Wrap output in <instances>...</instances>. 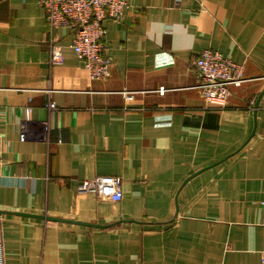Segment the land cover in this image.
Wrapping results in <instances>:
<instances>
[{
  "label": "crops",
  "instance_id": "obj_1",
  "mask_svg": "<svg viewBox=\"0 0 264 264\" xmlns=\"http://www.w3.org/2000/svg\"><path fill=\"white\" fill-rule=\"evenodd\" d=\"M126 2L89 80L69 29L0 0L4 264H264V0ZM205 49L244 67L226 104L196 87ZM100 175L120 202L77 192Z\"/></svg>",
  "mask_w": 264,
  "mask_h": 264
},
{
  "label": "built area",
  "instance_id": "obj_2",
  "mask_svg": "<svg viewBox=\"0 0 264 264\" xmlns=\"http://www.w3.org/2000/svg\"><path fill=\"white\" fill-rule=\"evenodd\" d=\"M36 3L41 7L44 23L50 30L69 29L71 48L78 60L83 62L88 79L104 80L109 75L112 59L106 51V31L102 23L105 19L120 22L128 7L126 0H36ZM49 55L50 61H56L61 57V48L51 43ZM193 66L199 80L196 87L208 102L226 104L230 95L229 86H239L245 81L243 65L234 63L218 50H202L194 59ZM157 91L162 94L165 88L159 87ZM122 94L125 100L133 98V92L124 90ZM46 106L50 110L55 109L52 101ZM19 139L23 141L25 133L21 132ZM121 182L119 175L95 176L79 181L77 192L118 203L122 199ZM0 264H4L1 221Z\"/></svg>",
  "mask_w": 264,
  "mask_h": 264
},
{
  "label": "water",
  "instance_id": "obj_3",
  "mask_svg": "<svg viewBox=\"0 0 264 264\" xmlns=\"http://www.w3.org/2000/svg\"><path fill=\"white\" fill-rule=\"evenodd\" d=\"M261 95H262V94H261ZM261 95H259V97L257 98V100H256V105L258 104V101H259ZM21 214H23V215H27L26 213H21ZM35 216H36V215H35ZM41 217H43V216L41 215ZM46 219H50V220L52 219V220L70 221V220H66V219H58V218H54V217H47ZM73 222H75V221H73Z\"/></svg>",
  "mask_w": 264,
  "mask_h": 264
}]
</instances>
